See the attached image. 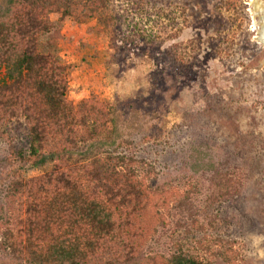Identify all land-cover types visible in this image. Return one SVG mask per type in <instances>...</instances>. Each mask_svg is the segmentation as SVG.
<instances>
[{
	"label": "rangeland",
	"instance_id": "374dc122",
	"mask_svg": "<svg viewBox=\"0 0 264 264\" xmlns=\"http://www.w3.org/2000/svg\"><path fill=\"white\" fill-rule=\"evenodd\" d=\"M252 1L116 0L109 32L94 19L77 24L51 14L53 29L40 41L71 65L69 101L93 93L137 124L129 149L152 166L158 187L192 179L203 193L200 206L208 178L241 174L233 198L201 215L214 264H264V43L256 39ZM26 148L22 120L0 127V179L10 150ZM0 210L7 218L3 185ZM176 230L159 228L151 251L168 254L173 240L190 251L197 232ZM229 249V261L216 255Z\"/></svg>",
	"mask_w": 264,
	"mask_h": 264
},
{
	"label": "trees",
	"instance_id": "16d2710c",
	"mask_svg": "<svg viewBox=\"0 0 264 264\" xmlns=\"http://www.w3.org/2000/svg\"><path fill=\"white\" fill-rule=\"evenodd\" d=\"M115 2L0 0V127L22 120L27 131V148L10 150L1 168L8 217L0 210V264H214L201 215L233 198L241 174L208 178L200 206L192 179L158 187L152 166L130 152L128 131L137 124L93 93L69 101L71 65L41 48L51 14L77 24L94 19L109 32ZM37 168L45 170L25 175ZM172 225L196 231L194 246L173 240L168 254L153 253L158 229ZM231 253L216 255L229 261Z\"/></svg>",
	"mask_w": 264,
	"mask_h": 264
},
{
	"label": "bare ground",
	"instance_id": "6f19581e",
	"mask_svg": "<svg viewBox=\"0 0 264 264\" xmlns=\"http://www.w3.org/2000/svg\"><path fill=\"white\" fill-rule=\"evenodd\" d=\"M264 1V0H263ZM261 0H253L252 1V15L259 17V22L255 23L254 28L257 27V37L256 39L264 43V2ZM254 23V22H253ZM255 30V31H256Z\"/></svg>",
	"mask_w": 264,
	"mask_h": 264
}]
</instances>
